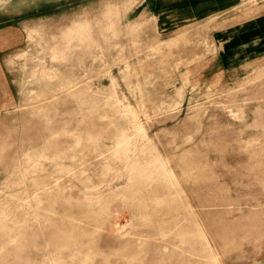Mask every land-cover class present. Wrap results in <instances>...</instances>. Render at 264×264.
Masks as SVG:
<instances>
[{
  "label": "rangeland",
  "instance_id": "rangeland-1",
  "mask_svg": "<svg viewBox=\"0 0 264 264\" xmlns=\"http://www.w3.org/2000/svg\"><path fill=\"white\" fill-rule=\"evenodd\" d=\"M39 3L7 56L0 264H264V0Z\"/></svg>",
  "mask_w": 264,
  "mask_h": 264
},
{
  "label": "crops",
  "instance_id": "crops-1",
  "mask_svg": "<svg viewBox=\"0 0 264 264\" xmlns=\"http://www.w3.org/2000/svg\"><path fill=\"white\" fill-rule=\"evenodd\" d=\"M207 1L209 0H205V3ZM220 1L212 0V4L207 3L208 8L205 5L203 7L198 6L194 7L192 11H186V13H193L198 16L202 10L211 12L210 9L232 3V0H223L222 4H219ZM39 2L40 0H0V112L6 110L13 97L17 96L15 84L7 65V56L24 42L26 28L22 20L37 9V6L40 5ZM143 3L151 7L153 12L162 14L171 7H180L181 4L186 5V3L199 4L203 3V0H142ZM259 7L260 9L264 8V5Z\"/></svg>",
  "mask_w": 264,
  "mask_h": 264
}]
</instances>
